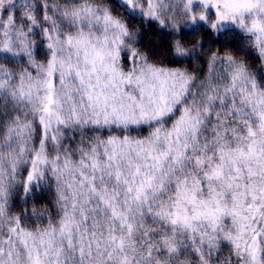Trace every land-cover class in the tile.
<instances>
[{
	"label": "clouds",
	"instance_id": "obj_1",
	"mask_svg": "<svg viewBox=\"0 0 264 264\" xmlns=\"http://www.w3.org/2000/svg\"><path fill=\"white\" fill-rule=\"evenodd\" d=\"M0 264H264V0H0Z\"/></svg>",
	"mask_w": 264,
	"mask_h": 264
}]
</instances>
